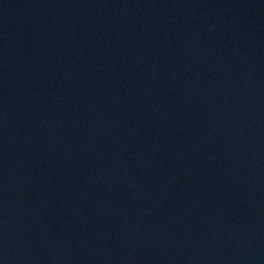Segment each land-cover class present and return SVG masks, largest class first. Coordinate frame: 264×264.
Segmentation results:
<instances>
[{
  "label": "water",
  "instance_id": "obj_1",
  "mask_svg": "<svg viewBox=\"0 0 264 264\" xmlns=\"http://www.w3.org/2000/svg\"><path fill=\"white\" fill-rule=\"evenodd\" d=\"M0 264H264V0H0Z\"/></svg>",
  "mask_w": 264,
  "mask_h": 264
}]
</instances>
